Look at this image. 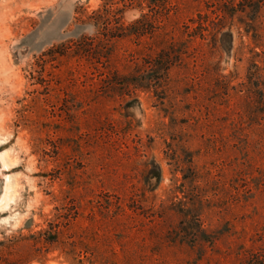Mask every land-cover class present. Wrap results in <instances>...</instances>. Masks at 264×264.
<instances>
[{
	"label": "rangeland",
	"instance_id": "rangeland-1",
	"mask_svg": "<svg viewBox=\"0 0 264 264\" xmlns=\"http://www.w3.org/2000/svg\"><path fill=\"white\" fill-rule=\"evenodd\" d=\"M104 4L0 0V264H264V0Z\"/></svg>",
	"mask_w": 264,
	"mask_h": 264
},
{
	"label": "trees",
	"instance_id": "trees-1",
	"mask_svg": "<svg viewBox=\"0 0 264 264\" xmlns=\"http://www.w3.org/2000/svg\"><path fill=\"white\" fill-rule=\"evenodd\" d=\"M104 1H105V4H104L102 10L101 11L99 10V13H100L99 15H102L101 20H103L104 23H106L107 25L110 23V18H111L113 13L123 12L128 7L133 6L134 2H135V0H119L116 3L117 4L120 3L122 6L121 7H119V6L114 7L113 2H109L112 0H104ZM147 1H148L149 6H152V5L159 6V0H147ZM110 3H112V4H110ZM140 6H141V4H140ZM97 14H98V11H97ZM138 23H140V22H136L135 24H138ZM110 37H113V35ZM176 54H178L180 56V54H182V52H179V51L175 50L174 47L170 46L167 49H163L160 51L159 61L163 62V61L169 60L170 58H173L172 55H176ZM48 233H49V235L54 236V238H52V239L45 238L44 240L46 243H54V242L58 241V237H57V235L59 233L58 230L54 229V230L49 231Z\"/></svg>",
	"mask_w": 264,
	"mask_h": 264
}]
</instances>
